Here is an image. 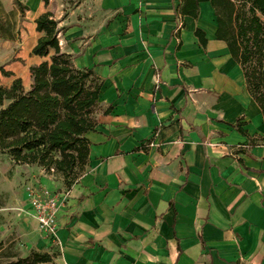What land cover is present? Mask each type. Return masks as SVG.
<instances>
[{
    "label": "crops",
    "instance_id": "1",
    "mask_svg": "<svg viewBox=\"0 0 264 264\" xmlns=\"http://www.w3.org/2000/svg\"><path fill=\"white\" fill-rule=\"evenodd\" d=\"M18 1L26 11L0 86L20 79L28 90L29 67L49 60L52 51L31 54L45 12L60 51L101 81L87 166L55 241L27 214L26 191H64L61 179L3 162L0 182L19 187L13 223L25 249H55V264H264V121L210 4L192 18L180 0Z\"/></svg>",
    "mask_w": 264,
    "mask_h": 264
},
{
    "label": "trees",
    "instance_id": "2",
    "mask_svg": "<svg viewBox=\"0 0 264 264\" xmlns=\"http://www.w3.org/2000/svg\"><path fill=\"white\" fill-rule=\"evenodd\" d=\"M7 12L0 3V39L15 41L26 11L18 0H11ZM46 5L48 0H42ZM179 13L196 18L198 4L208 2L213 9L216 37L223 41L231 58L239 65L249 96L259 107L264 121V23L257 11L264 12V0H180ZM41 33L31 54L48 61L29 67L31 84L24 90L20 79L8 88L0 86V153L15 166H36L61 179L65 190L84 172L89 153L85 135L94 130L95 111L101 81L89 69H77L70 55L59 49V29L51 13L35 21ZM195 35L200 38L199 31ZM0 74L11 73L0 67ZM235 128L248 137L242 124ZM0 241V253L2 252ZM13 260L5 264L51 263L55 254L30 250L25 257L5 252ZM58 256V253H57Z\"/></svg>",
    "mask_w": 264,
    "mask_h": 264
},
{
    "label": "rangeland",
    "instance_id": "3",
    "mask_svg": "<svg viewBox=\"0 0 264 264\" xmlns=\"http://www.w3.org/2000/svg\"><path fill=\"white\" fill-rule=\"evenodd\" d=\"M258 16L264 23V12H259ZM16 21L20 26L21 21L18 22L17 17H16ZM14 51H16V49L14 48L13 44L0 39V65L4 61H6L9 58V55H11V53ZM6 159H8V157L5 154L0 153V164L2 168L0 170V174L3 175V177L5 178L9 177L8 174L10 173V167L3 164L4 160ZM44 174L53 175L52 173H45V172ZM18 188L19 187L17 186L15 187V185L13 186L5 180H2L0 182V241L2 243V249H1L2 252L0 253V264H5L6 262L13 260L12 258L4 257L3 253L5 252H9V251L16 252L20 257H25L29 252L25 249L24 243L19 235V232L13 223L14 222L13 211L16 210L13 206L14 204L13 202L15 201L14 198L16 196H19ZM39 252H43V251H39ZM48 252L50 254H55V256L51 263H46V264H55L58 252L55 249H52Z\"/></svg>",
    "mask_w": 264,
    "mask_h": 264
},
{
    "label": "built area",
    "instance_id": "4",
    "mask_svg": "<svg viewBox=\"0 0 264 264\" xmlns=\"http://www.w3.org/2000/svg\"><path fill=\"white\" fill-rule=\"evenodd\" d=\"M68 196V190L53 192L36 187L27 191V214L37 222L40 233L49 241H55L56 217Z\"/></svg>",
    "mask_w": 264,
    "mask_h": 264
}]
</instances>
